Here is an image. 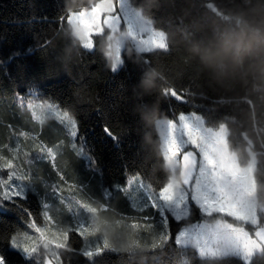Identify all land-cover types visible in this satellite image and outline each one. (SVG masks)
<instances>
[{
	"label": "trees",
	"instance_id": "16d2710c",
	"mask_svg": "<svg viewBox=\"0 0 264 264\" xmlns=\"http://www.w3.org/2000/svg\"><path fill=\"white\" fill-rule=\"evenodd\" d=\"M96 1L0 0V146L16 144L14 133L29 132L36 140L21 138L19 155L41 141L54 147L57 169L68 183H80L77 192L83 198L92 195L96 203L103 185L124 184L131 175L151 190L164 187L171 171L155 120L196 113L209 126L223 124L229 149L242 163L252 162L262 226L264 0H128L165 33L167 49L138 52L125 41L124 63L116 73L110 71L107 35L92 37L95 50L89 51L66 20L70 12ZM174 93L189 103L176 101ZM29 100L68 111L79 125L78 138L50 114L34 119L26 107ZM82 145L84 156L78 154ZM27 163L18 164L20 172L33 174L23 205L39 214L46 203L61 226L72 224L60 199L50 194L51 186L60 183L51 164ZM63 187L66 191L67 184ZM111 205L98 210V230H92L89 240L103 245L102 233L111 243L96 264H244L235 255L200 256L191 246L161 239L142 222L128 224L142 213L135 214L120 191ZM23 215L21 208H0V238L24 229ZM38 223L43 225L42 215ZM84 243L73 234L70 247L80 250ZM69 259L71 264H88L78 253L66 257V264ZM252 264H264V252L254 254Z\"/></svg>",
	"mask_w": 264,
	"mask_h": 264
},
{
	"label": "snow or ice",
	"instance_id": "6c2138e0",
	"mask_svg": "<svg viewBox=\"0 0 264 264\" xmlns=\"http://www.w3.org/2000/svg\"><path fill=\"white\" fill-rule=\"evenodd\" d=\"M123 10V5H121ZM91 16V18H88ZM76 20L81 23L89 35V41L84 43V48L89 51L95 50V41L92 39L95 35H100L103 32L105 19L103 14L97 18L93 14H74L69 17V22ZM109 25L112 20H108ZM124 61L121 54H118L117 62L113 64L110 71L116 73L123 65ZM173 99L181 104L189 103L188 99L179 93H174ZM21 106H24L23 97H19ZM26 107L32 112L34 119H40L45 115L52 114L57 117L58 121L64 124L69 134L73 139L78 138L79 125L75 118L68 112L62 111L55 103L45 105L43 101L37 103L34 100H29ZM39 110V115L37 114ZM11 127V125L9 126ZM172 128V143L174 151L177 155H183V161L189 165L186 176L188 180L185 187L190 188L193 180H199L200 191L203 193V200L197 199L195 195L188 192L176 196L174 189L172 194L161 188L157 194H153L142 184L139 183V188L142 191V196L137 199H131V207L139 208L142 215L134 218L132 223L140 226L143 222L144 227L151 224L153 227H161L167 232L168 241L175 242L176 246L186 247L190 240H197L205 247L209 246L214 241L221 239H230L234 242V251L239 254L244 264H252L253 252L243 247L238 238H235L228 233H224L223 229L217 228L214 232L208 231V225L204 222L203 217L214 214L228 215L232 214L233 218L237 216L243 217L241 211L243 207V199L241 193L243 191L239 184V178L233 179L228 177L226 180H220L223 189L217 185L216 181L220 179L215 174L216 162L211 159L209 146L214 143L216 136L213 129L205 126L202 118L195 114H185L181 112L177 120L173 121ZM105 131L113 135L109 128L105 127ZM16 146L11 145L0 146V208L8 210L9 207L21 208L23 218L21 223L24 229L14 230L9 232L5 237L0 238V264H66V257L77 255V253L88 261V264H96V258L109 252L110 246L105 241L103 245L96 241L90 243V237L93 235L91 228L82 219V216L91 208L88 199L77 197L76 192L79 190V185L68 183L65 179V174L57 169L56 166V151L54 147H49L44 142L34 143L31 152H25L24 156L34 160H45L51 164L53 171L59 177L60 183L51 186V195L60 199L62 204L65 203V188L72 194V199L66 204V210L75 220L74 224L69 226H61V223L55 219L54 214L50 211L48 204L42 205V212L39 214L33 213L31 207L24 206L23 202L28 200V195L25 188L30 182H33V174L30 172H20L19 166L16 163L20 153V139L36 140V137L31 136L27 131H21L18 134L14 133ZM118 138L119 136H114ZM72 147L75 149L76 145ZM7 153V154H6ZM79 155L84 156L83 145L81 146ZM199 161V172H197V162ZM89 163H94L90 160ZM6 177V178H5ZM131 180L126 181V184L117 188L128 199V185ZM239 197V199H238ZM212 206L211 209L209 206ZM195 212L198 210L200 217H197ZM43 217L44 223H38L39 216ZM175 222L182 226L174 234L171 229V223ZM223 233V234H222ZM73 234L83 240L84 247L80 250L70 247ZM254 251L264 252V245ZM198 254L203 256L206 253L197 250ZM16 259L13 260L12 258ZM68 264H71L70 259Z\"/></svg>",
	"mask_w": 264,
	"mask_h": 264
},
{
	"label": "rangeland",
	"instance_id": "374dc122",
	"mask_svg": "<svg viewBox=\"0 0 264 264\" xmlns=\"http://www.w3.org/2000/svg\"><path fill=\"white\" fill-rule=\"evenodd\" d=\"M121 5H123V10L121 8ZM85 13H94L97 20L99 19L101 14H103L105 20H114V25L110 27L106 26L104 23L102 32V34L107 35L108 41L110 43L112 52V66L117 62L118 54H121V50L124 46L125 41H128L138 52H147L151 50L165 51L167 49L165 33L162 30L154 27L151 20L142 13L141 9L133 6L128 0H97L87 8H81L79 10L70 12L66 17V20L75 31L82 45L89 41L87 29L76 20L69 22V17H72L74 14ZM114 16H116L117 19H114ZM88 18H91V16H89ZM50 116L56 119L59 125L62 126L69 134L68 128L64 124L60 123L57 117L52 114H50ZM178 116L179 114L175 118H158L155 120V127L158 132L160 148L165 160V164L171 171L168 183H166V185L162 188L166 189L169 194H172L174 189L176 196H180L182 193L188 192L189 194L195 195L197 199L203 200L204 197L203 193L200 191L199 180H193L191 183V187L186 188L185 184H183L177 176L182 154L177 155L174 151V145L171 142V126L173 124V121L178 119ZM205 126L213 129L216 136L214 143L209 146L211 159L215 160L216 162L215 174L220 178L216 181V183L221 187V189H223L224 186L220 184V180H226L228 177H231L233 179H236L237 177L239 178V184L243 189L241 193L243 199V207L241 208V211L244 213V215L243 217L237 216L236 218H233L231 213L224 216L214 214L203 217L204 222L209 226L208 231L214 232L217 228L223 229L224 233H228L229 235L238 238L241 245L247 248L249 251H252L253 255L259 253L260 251L254 250L259 249L260 246L264 244V224L262 226H259V205L256 198L253 179V164L251 161L242 163L238 159L236 153L229 149L226 139L227 130L223 124L218 127H212L205 123ZM3 145H11L12 147L16 146V144L12 145L10 141H7ZM23 151L24 153L31 152L29 150ZM28 160L32 161L31 158L25 157L24 154L21 153L16 163H27ZM197 172H199V161L197 162ZM136 177L139 178L137 175H131L126 180L132 181V183L128 185L127 193L130 206L131 199L133 197L139 199L142 196V191L139 188V183L149 191H151L153 194H157L159 190H151V188L143 181L142 183L140 180H138V183L136 181ZM126 181L124 182V184L112 183L110 185H103L101 187V199L97 200L96 203H93L95 197H93L92 195H89V198H86L89 200L91 208L82 216V219L88 224L91 230H93L94 232L98 230V210L108 209L112 206L111 200H113L114 196L119 192L116 189L125 185ZM74 183L79 185V188H81L79 182L74 181ZM122 195L125 196L124 194ZM64 196L66 198L65 203L61 204L63 205L64 210L67 212L66 204L72 199V194L66 190L64 192ZM76 196L83 197L78 192H76ZM209 207L211 209L212 206L210 205ZM132 209L135 211V214L140 212L139 208ZM193 212L197 217H200L202 215L198 212V210L195 212V208H193ZM68 214L71 217V214ZM132 220L127 221V223L133 224ZM71 223H75V220L73 218ZM186 223L187 225H181L175 222L172 223V232L175 234L177 230L182 226L190 227V222ZM148 227L153 226L149 224ZM153 228L154 233L158 234V237H160L161 239H165V241L168 240L167 232L165 229L161 227ZM100 235L103 243L106 241L108 244H111L109 243L107 236L105 237L104 235H102V233H100ZM187 246L195 248L196 251L200 249L201 251L205 252L206 254L203 255V257H219L225 255H235L241 257L239 254H237L236 251H234V242L230 239H221L219 241H214L207 247H205L201 242H198L197 240H190Z\"/></svg>",
	"mask_w": 264,
	"mask_h": 264
},
{
	"label": "water",
	"instance_id": "95a60500",
	"mask_svg": "<svg viewBox=\"0 0 264 264\" xmlns=\"http://www.w3.org/2000/svg\"><path fill=\"white\" fill-rule=\"evenodd\" d=\"M108 20L109 19H107L105 21L106 26H108V27L113 26L114 25V20L111 19L112 20V23L110 25L108 23ZM189 167H190L189 165H186L184 163V161H183V155H182V157L180 158V165H179V169H178V177H179L180 181L183 184H185V185H186V182L188 180V177L186 176V173H187Z\"/></svg>",
	"mask_w": 264,
	"mask_h": 264
}]
</instances>
